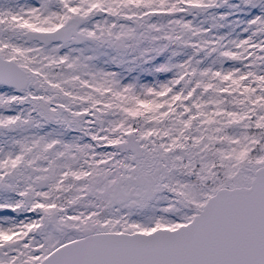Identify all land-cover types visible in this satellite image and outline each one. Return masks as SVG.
Returning a JSON list of instances; mask_svg holds the SVG:
<instances>
[{"label": "snow or ice", "instance_id": "1", "mask_svg": "<svg viewBox=\"0 0 264 264\" xmlns=\"http://www.w3.org/2000/svg\"><path fill=\"white\" fill-rule=\"evenodd\" d=\"M0 264H264V0H0Z\"/></svg>", "mask_w": 264, "mask_h": 264}, {"label": "rangeland", "instance_id": "2", "mask_svg": "<svg viewBox=\"0 0 264 264\" xmlns=\"http://www.w3.org/2000/svg\"><path fill=\"white\" fill-rule=\"evenodd\" d=\"M221 11H223V9Z\"/></svg>", "mask_w": 264, "mask_h": 264}]
</instances>
